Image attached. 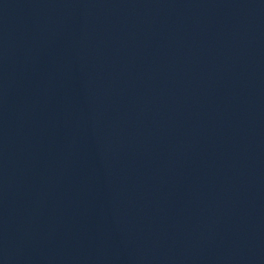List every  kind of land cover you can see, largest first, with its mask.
I'll return each mask as SVG.
<instances>
[{
    "label": "water",
    "instance_id": "95a60500",
    "mask_svg": "<svg viewBox=\"0 0 264 264\" xmlns=\"http://www.w3.org/2000/svg\"><path fill=\"white\" fill-rule=\"evenodd\" d=\"M0 264H264V0H0Z\"/></svg>",
    "mask_w": 264,
    "mask_h": 264
}]
</instances>
